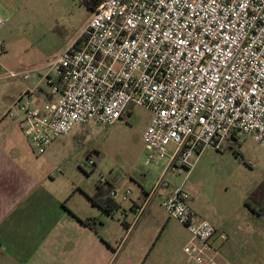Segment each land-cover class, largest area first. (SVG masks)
Returning a JSON list of instances; mask_svg holds the SVG:
<instances>
[{"label": "built area", "instance_id": "obj_1", "mask_svg": "<svg viewBox=\"0 0 264 264\" xmlns=\"http://www.w3.org/2000/svg\"><path fill=\"white\" fill-rule=\"evenodd\" d=\"M92 11L61 54L6 72L25 80L39 74L36 88L5 115L19 121L35 152L44 154L77 126L114 124L130 105L151 112L143 133L146 165L169 156L168 168L190 170L194 154L242 135L264 147V0H103ZM161 185H169L164 176ZM109 195L128 201L133 190L114 187ZM191 198L182 184L163 204L198 241L185 251L203 262L218 231Z\"/></svg>", "mask_w": 264, "mask_h": 264}, {"label": "rangeland", "instance_id": "obj_2", "mask_svg": "<svg viewBox=\"0 0 264 264\" xmlns=\"http://www.w3.org/2000/svg\"><path fill=\"white\" fill-rule=\"evenodd\" d=\"M11 1L16 7H11ZM0 7L6 19L5 25L0 26V64L18 72L42 65L61 54L79 37L93 13L82 0H0ZM39 78V74L34 72L28 81L35 82ZM20 81H25L23 76H11V104ZM1 101L0 93V115L3 112ZM7 118L13 123V118ZM150 119L148 109L133 105L126 117L114 124L90 122L60 136L41 159L43 169L46 154L44 174L49 183L54 182L51 184L60 188L74 184L91 189L105 177L121 189L131 188L133 198L139 194L140 184L152 188L168 157L145 164L142 135ZM19 132L25 140L23 132ZM27 144L30 147L28 140ZM169 150L172 151V147ZM90 159L95 161L94 165L89 164ZM196 159L191 171L184 167L170 169L165 181L171 187L184 184L191 194L193 208L208 220L234 221L246 213L257 217L256 224L262 229L254 230L250 242L263 245L264 218L254 214L246 202L250 198L253 208L261 211L251 196L264 194V147L252 137L242 135L238 141H232L221 149L208 147L200 155L194 154L192 161ZM117 200L122 208L131 202L120 197ZM154 208L156 214L139 224L132 234L128 242L132 245L131 250H123L115 257L114 264L121 261H126L125 264H144L143 260L149 255L145 264H187L188 258L191 264H196L198 260L185 252V246L198 245L197 239L178 220L170 218L163 206L156 205ZM121 216V211H115L110 217L108 233L104 231L115 246L123 237L118 220ZM94 220L91 219L92 222ZM244 222L240 227L245 225L250 228L248 224L251 223ZM101 226L97 223V227ZM253 229L255 227L250 231ZM225 240L228 244L239 243L236 235ZM204 259L210 260L207 256ZM213 260L221 262L222 258L216 256Z\"/></svg>", "mask_w": 264, "mask_h": 264}, {"label": "crops", "instance_id": "obj_3", "mask_svg": "<svg viewBox=\"0 0 264 264\" xmlns=\"http://www.w3.org/2000/svg\"><path fill=\"white\" fill-rule=\"evenodd\" d=\"M11 7H16L12 5V1ZM0 11L2 14L1 7ZM2 16L4 17L3 14ZM0 66V90L2 89L0 93L3 103V112L0 115V264H114L117 260L115 257L123 250L125 252L131 250L132 245L128 242L137 226L156 214L154 208L156 205L164 207V200L173 188L178 187H171L168 182L167 187L161 185L156 188L160 177L164 176L165 179L166 173L173 169V167L168 168L170 157L168 156L163 171L153 187L147 188L140 184L139 194L130 199L131 202L127 207L122 208L118 200L114 199L119 205L117 211H121L122 214L118 220L123 230V233L121 231L123 237L118 242V246H115L110 236L104 235V231L107 232L109 227L110 217L114 215L107 214L89 197L95 195L99 188L110 190L118 187V184L110 180L108 183L99 181L96 187L87 189L74 184L62 188L57 186V188L51 184L54 182L49 183L44 174L46 154L43 157L42 169L43 154L34 151L19 121L13 119L11 123L8 116H3L25 90L36 88L38 80L20 81L19 90L12 97L11 104V78L5 73L11 68L2 64ZM19 130L23 132L25 140ZM196 161L197 159L192 161L193 166ZM139 207H143V210L138 215ZM198 215L204 218L202 214L198 213ZM256 218L246 213L242 218L234 221L209 220L217 227L218 233L209 246L204 248V256L210 260L205 259L196 264H210L215 261L213 259L216 256L222 258V261H215L214 264H264V244L250 242L254 230L262 229L256 224L258 220ZM87 219H95L93 224L96 227L97 223L102 225L101 228L97 227L99 234L82 223L81 220ZM243 221L244 224L251 223L248 225L255 229L250 231L245 225L241 228ZM223 235L227 236V240L236 235L239 243L228 244L223 241L225 240ZM218 242L220 243L217 244ZM186 253L191 256V253ZM140 258L142 261V256ZM149 258L150 255L143 260L144 264ZM125 262L121 261L119 264ZM187 264H191L189 258Z\"/></svg>", "mask_w": 264, "mask_h": 264}, {"label": "trees", "instance_id": "obj_4", "mask_svg": "<svg viewBox=\"0 0 264 264\" xmlns=\"http://www.w3.org/2000/svg\"><path fill=\"white\" fill-rule=\"evenodd\" d=\"M103 0H82V2H84L91 10H94L96 7H98V5L102 2ZM133 105H130L127 108V113L130 112V110L132 109ZM251 197H253L259 207H261V211L260 210H256L255 208H253V206L250 203V198L247 200L246 205L247 207L259 214L262 215L264 217V194H254ZM93 203L97 204L99 207H101L107 214L109 215H114L115 210H117L119 208L118 203L114 200V198H112L109 195V189H104L102 190L101 188H99V190L97 191V193L91 197H89ZM83 224H85L86 226L90 227L95 233L99 234V230L96 226H94L93 222L90 219L87 220H81Z\"/></svg>", "mask_w": 264, "mask_h": 264}]
</instances>
